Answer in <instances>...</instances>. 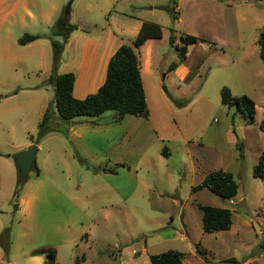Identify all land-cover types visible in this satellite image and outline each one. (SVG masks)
<instances>
[{
  "label": "crops",
  "instance_id": "obj_1",
  "mask_svg": "<svg viewBox=\"0 0 264 264\" xmlns=\"http://www.w3.org/2000/svg\"><path fill=\"white\" fill-rule=\"evenodd\" d=\"M121 1L124 5L117 4L113 7L104 25L99 26L98 34L87 32L79 22L71 23L78 29L64 43L62 63H60L63 67L58 74L72 73L74 75L73 96L76 99L83 100L89 95L96 94L106 81L109 62L115 53L123 45L132 44L144 22L159 25L162 38L146 41L137 51L149 109V120L127 115L120 123L114 124L116 113L111 115H105V113L95 118H77L69 124H61L57 132L48 134L36 144L38 149L35 161L39 173L33 171V175H31L32 172L30 173L33 177L29 175L18 199L19 217L16 227L11 228V250L20 251L24 257L39 258L41 264L45 259L44 252L49 248L57 251L59 264H74L76 259L81 257L85 258L84 264H89L92 260L98 263L113 260L115 264H135L138 251L132 245L122 247L116 242L112 245L116 253L108 255L107 251H96V234L110 230L107 227L108 221L112 222L114 218L122 216L132 218L140 211H147L149 219L162 216L166 219L167 225L174 223L178 218L182 221V215L188 206V203L182 200V182L178 184L171 177H165L168 172H173L170 162L174 157V149L165 146L168 151L167 157L162 153L157 158L143 154L141 157L135 156L134 160L124 162L121 156L122 147L129 139L136 138L131 147L133 148L144 136L140 129L146 120L149 123L152 122L145 76L153 79L151 81L153 86L157 64H162L163 56L158 52L153 53L152 48L164 39L165 27H172L170 15L161 7L176 1V20L173 22L175 46H181L182 35H191L218 47V41L229 37L233 29L232 19L229 18L228 10L224 7L228 6L232 0H226V2L222 0ZM62 14V6L56 0H0V49L2 51L0 58L8 62L13 71L22 68L26 74L40 73L42 78L38 82H32L34 86L31 89H48L47 81L53 67L52 40L59 38L52 36V29ZM72 14L73 11L69 14V21ZM25 34L40 35L41 39L20 46L18 41ZM196 47L197 45H190L186 58L178 64H173L175 65L173 68L169 67L168 73L177 76L180 82L186 83L195 72V66L190 65L189 60ZM166 64L163 61V65ZM199 66L202 67L203 63L201 62ZM17 81L19 80L16 79L13 83ZM17 96V92H12L4 97L11 101ZM24 103V101L15 100L13 104H10L8 113L13 112L16 115L8 124L0 125V130L6 127L8 132L19 129L25 133H31L27 127L29 123L33 125V120L29 122L24 114L19 113L23 110L21 104ZM40 105L41 102L38 106ZM45 107L47 109L48 106L44 105ZM57 116L56 114V124H58ZM258 121L261 123L264 121V106L259 107L256 104L255 123ZM122 127L128 132L122 134L120 129ZM260 132L259 145L254 148L247 146V141L241 132L236 133L235 144L237 146L240 141L247 150L245 156L247 157V152L251 154L254 161L253 168L264 153V132L261 130ZM36 136L29 134L27 144L15 146L19 149L16 155L28 149L33 144L31 137L36 138ZM159 140L161 143L169 141L161 136ZM192 146L193 144L190 143L186 147V152L196 162L189 170L192 177L190 184L195 187L209 172L223 170V168L221 164H217L211 169H202L197 160L199 154ZM40 152L44 154L41 158H37ZM76 157L83 160L91 171L83 170L79 168V165L72 163L71 161L76 162ZM12 166L10 159L0 161V171L7 170L10 182L6 188V194L0 197V205H3L5 199L10 200V195L15 189L11 186L15 172ZM233 175L238 179L240 173ZM1 181L0 172V184ZM261 184L263 185L262 181ZM263 190L260 189L259 196H251L249 192L240 195L239 186L238 195L235 198L224 199L227 203L217 206V208L230 210L233 220L229 231L211 234L218 247L229 243L227 246L239 251L245 248L243 243L246 235L253 232L254 236V242L252 246H248V252L239 256L236 252L229 258H222L221 263L264 264V253L251 256V252L264 242ZM200 191L195 193L191 191V193L197 196ZM252 210L256 214V219L253 217ZM255 223L259 225V229L255 227ZM156 227L154 226L153 231L157 233L164 229V227ZM4 229H6L5 226L0 223V230ZM113 233L114 236L121 237V233L117 231ZM34 236L40 237L38 249L31 244ZM53 236L57 238L56 241L52 238ZM25 249L27 250L24 251ZM147 249L145 245L141 253L147 252ZM231 259H235L237 263L230 262ZM183 263L186 264L184 260Z\"/></svg>",
  "mask_w": 264,
  "mask_h": 264
},
{
  "label": "rangeland",
  "instance_id": "obj_2",
  "mask_svg": "<svg viewBox=\"0 0 264 264\" xmlns=\"http://www.w3.org/2000/svg\"><path fill=\"white\" fill-rule=\"evenodd\" d=\"M56 1L62 6L63 14H66L71 3L70 14L72 11L73 14L70 16V23L79 22L84 30L97 34L100 32L99 26L104 25L113 7L117 4L118 6L124 5L121 0ZM222 2H226V0H222ZM224 7L228 10L229 18L232 19L233 29L229 37L218 41V47L208 41L196 44L197 47L189 60V64L195 66V72L191 74L186 83L180 82L177 76L168 73L173 64L182 61L176 47L170 44L171 30H174L173 16L170 13L172 27H165L164 39L152 48L153 53L158 52L163 56L162 64H157L153 86L151 85L153 79L145 76L150 97L152 122L147 121L149 118L146 120L140 129L144 136L133 148L131 147L136 138L129 139L122 147L121 156L124 162L134 160L135 156L141 157L143 154L157 158L160 153L163 154L165 146L174 149V157L170 162L173 172H168L165 177H171L178 184L182 182V200L188 203L182 215V221L178 218L174 223L167 225L166 219L162 216L149 219L147 211L137 212L132 218L126 216L114 218L115 223L114 221L107 222V227L110 230L96 234V251H107V255L116 253L112 245L117 242L122 247L132 245L138 251L135 264H150V255L167 251H178L184 254L186 264H224L221 263L222 258H229L236 252L239 256V254L248 252V246H252L253 232L246 235L243 243L245 248L239 251L227 246L229 243L218 247L215 244L214 236L204 233L202 211L198 208V204L217 207L225 205L227 202L207 189L199 190L197 196L192 194L194 185L190 184L192 177L189 170L196 162L186 152V147L192 143L193 149H196L199 154L197 160L202 169L208 170L221 164L223 170H228L233 174L240 173L236 179L240 186V195L249 192L251 196H259L260 189H264L261 180L253 177V157L247 152V157L245 156L244 160H241L239 158L240 150L235 144L236 133L241 132L247 141V146L250 148L258 146L261 121L247 124L234 107L229 108L223 105L221 97L222 89L227 87L234 97L246 95L259 107L264 106V63L260 59L257 44L260 33L264 32V0H232L228 6ZM57 41L65 43L60 37ZM1 52L0 49V56ZM142 57H145V51L142 53ZM163 61L167 63L165 66ZM201 62L203 63L202 67L199 66ZM60 63L62 62L60 61ZM62 67L63 65L60 64L57 73L61 72ZM24 71L22 68L13 71L11 65L0 58V125L8 124L15 117L16 114L13 112L8 113V107L15 100L25 102L21 104L23 110L19 113L24 114L27 121L33 120V125L29 123L27 127L31 133H25L19 129L15 132L10 130L8 132L6 127H2L0 130V161L10 159L15 171L11 183V186L15 188L14 192L12 191L9 201L5 199L3 205H0V223L6 229L10 228L9 253L6 255L0 247V264H41L39 258L24 257L20 251L11 250V228L16 227L19 217L18 199L14 197L19 177L14 163L19 149H16L15 146L27 144L29 134L36 136L38 125L42 121L46 109L44 105L49 106L54 101L55 91L52 86H47L48 89H31L34 86L32 82L40 81L42 75L40 73L26 74ZM16 79L19 81L13 83ZM12 92L18 93L17 98L11 101L6 100L4 96H8ZM186 99L190 100L187 105L182 107L177 105ZM40 102L41 105L38 106ZM111 114H115V112H106L105 115ZM57 117L59 119V116ZM120 129H122V134L128 132L124 127ZM159 136L167 138L169 141H163L162 144ZM243 151L245 154L247 150ZM43 154L44 152H40L37 154V158H41ZM71 162L79 165V168L83 170L89 169L84 161L81 162L77 157L76 162ZM0 172L2 175L0 197H2L4 193L6 194V188L10 182L7 170L3 169ZM253 205L256 206L255 203ZM253 211V217L256 219V214ZM154 226H157L156 228L164 227V229L157 233L153 231ZM255 227L260 228L257 223H255ZM3 231L0 230V235ZM116 231L121 233V237L119 234V236H114L113 232ZM52 238L57 240L55 236ZM38 240H40L38 236L32 238L31 244L34 248L36 247L35 249L40 248ZM145 245L148 248L147 252L141 253V249ZM198 250L204 253L207 261L198 254ZM262 253L264 250L260 245L251 252V256ZM89 264L115 263L113 260H107L104 263L92 260Z\"/></svg>",
  "mask_w": 264,
  "mask_h": 264
},
{
  "label": "trees",
  "instance_id": "obj_3",
  "mask_svg": "<svg viewBox=\"0 0 264 264\" xmlns=\"http://www.w3.org/2000/svg\"><path fill=\"white\" fill-rule=\"evenodd\" d=\"M172 5H174V7H172ZM175 7V1H172V3L166 7H161V9L166 11L169 15L171 13L173 22L176 20ZM77 29L78 27L76 25L70 23L69 15L63 14L56 22L52 30V36L60 37L66 41ZM161 38L162 30L159 25L144 22L138 36L134 39L132 44L123 45L111 58L104 85L96 94L89 95L83 100H78L73 96L74 75L72 73L59 75L57 73L64 44L53 39V67L47 85L54 88L55 98L44 113L43 119L38 126L36 138L31 137L33 144H38L48 134L57 132L61 124H69L77 118H95L110 111L116 113L113 120L114 124L120 123L127 115L148 118L149 109L137 51L146 41L151 39L159 40ZM39 39H41L40 35L25 34L19 39L18 44L20 46H25ZM180 42V47L175 46V30L172 29L170 44L176 47L183 61L186 58L187 49L190 45L205 43L206 41L191 35H182L180 37ZM257 44L260 52V59L264 63V32L260 33ZM174 66L175 65H172L171 68ZM221 97L223 105L229 108L234 107L247 124L255 123L256 104L250 97L246 95L234 97L227 87L222 89ZM189 102L190 100L186 99L177 103V105L182 107ZM56 114L59 116L58 124L55 123ZM260 130L264 132V121L260 125ZM234 133L236 132L234 131ZM237 149L240 150L239 158L244 160V145L240 141L237 144ZM163 156H168L166 148L163 149ZM80 161L83 162L82 160ZM32 171L37 174L39 173L36 161H34ZM253 177L261 180L264 185V153L260 156L258 163L253 168ZM24 185L25 183H22L19 174L18 184L14 193L16 199H19ZM201 189H207L223 199L231 200L238 195L239 184L231 172L217 170L209 172L199 185L192 188V191L195 193ZM198 208L203 213L204 233L215 234L231 229L233 220L230 210L212 206H202L200 204H198ZM0 247L4 250L5 254L8 255L10 249V228L4 229L0 235ZM262 248L264 249V242L262 243ZM44 254L45 259L43 264H59L57 261V251L55 249L49 248ZM198 254L207 261L204 253L198 250ZM149 260L150 264H184V254L178 251H167L151 255ZM84 262L85 258L81 257L77 258L74 264H84ZM230 262L237 263L235 259H231Z\"/></svg>",
  "mask_w": 264,
  "mask_h": 264
},
{
  "label": "water",
  "instance_id": "obj_4",
  "mask_svg": "<svg viewBox=\"0 0 264 264\" xmlns=\"http://www.w3.org/2000/svg\"><path fill=\"white\" fill-rule=\"evenodd\" d=\"M71 3L69 4L66 14H70ZM37 145L33 144L28 149L20 152L14 160L15 166L21 176L22 183H26L30 173L33 169V164L35 161L36 153H37Z\"/></svg>",
  "mask_w": 264,
  "mask_h": 264
}]
</instances>
